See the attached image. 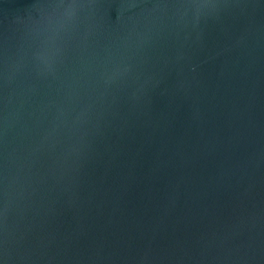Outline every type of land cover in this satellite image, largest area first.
Returning a JSON list of instances; mask_svg holds the SVG:
<instances>
[{
    "label": "water",
    "instance_id": "obj_1",
    "mask_svg": "<svg viewBox=\"0 0 264 264\" xmlns=\"http://www.w3.org/2000/svg\"><path fill=\"white\" fill-rule=\"evenodd\" d=\"M0 264H264V0H0Z\"/></svg>",
    "mask_w": 264,
    "mask_h": 264
}]
</instances>
